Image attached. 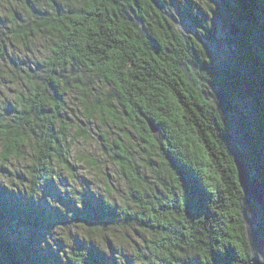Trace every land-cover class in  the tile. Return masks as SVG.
<instances>
[{
    "label": "trees",
    "instance_id": "trees-1",
    "mask_svg": "<svg viewBox=\"0 0 264 264\" xmlns=\"http://www.w3.org/2000/svg\"><path fill=\"white\" fill-rule=\"evenodd\" d=\"M44 1L45 7L20 24L24 35L45 31L51 41L36 66L38 81L28 80L12 113L0 111L3 163L29 148L25 176L34 186L52 182L55 165L67 168L62 81L67 69L82 68L113 91L81 96L80 105L87 119L97 115L114 127L115 136L106 142L128 184L127 202L87 199L84 208L96 220L148 235L147 251L133 264L264 259V0H219L238 34L218 62L195 35L177 30L164 15L169 0H157L158 8L149 0ZM169 2L212 41L205 25L175 0ZM79 89L85 91L83 85ZM217 90L227 94L231 115L223 113ZM234 157L260 182L261 205L246 203ZM30 190L25 204L18 205L0 187V264H42L32 240L19 244L9 234L13 228L39 232L54 225ZM56 264L109 263L98 250L80 245Z\"/></svg>",
    "mask_w": 264,
    "mask_h": 264
},
{
    "label": "rangeland",
    "instance_id": "rangeland-1",
    "mask_svg": "<svg viewBox=\"0 0 264 264\" xmlns=\"http://www.w3.org/2000/svg\"><path fill=\"white\" fill-rule=\"evenodd\" d=\"M169 1H164V15L173 19L177 30L195 35L215 62L224 56L228 47L234 46L233 36L228 32L231 22L219 0H175L184 13L190 12L206 26L212 41L203 34V29L187 21ZM41 6L45 7L44 0H0V97H3L0 111L12 113L16 95L28 90V80L34 77L38 81L41 71L36 66L48 53L50 35L45 31L28 33V30L24 35L20 24L21 21L27 24ZM63 76L65 92L61 116L68 126L67 168L55 165L52 182L34 186L25 176L30 162L29 148L22 150L20 158L3 163L0 139V187L9 192L18 205L25 204L32 192L30 187H33L36 191L33 201L50 213L54 223L52 228L39 232L25 227L13 228L10 237L19 244L32 240L33 247L43 257L42 264H56L70 249L80 245L98 250L109 264H133L147 251L145 240L148 235L134 228L117 227L105 218L96 220L84 208L87 199L101 198L115 204L127 202L128 184L112 163V151L106 142L112 141L115 129L97 115L87 119L80 105L81 96L91 99L113 91L82 68L73 66ZM65 79L66 85L63 84ZM82 85L85 91L79 89ZM241 109L249 118L252 116L246 104L241 105ZM222 119L227 127V118L222 116ZM84 135L87 137L83 138ZM130 135L132 145L136 147V137Z\"/></svg>",
    "mask_w": 264,
    "mask_h": 264
},
{
    "label": "water",
    "instance_id": "water-1",
    "mask_svg": "<svg viewBox=\"0 0 264 264\" xmlns=\"http://www.w3.org/2000/svg\"><path fill=\"white\" fill-rule=\"evenodd\" d=\"M149 1L155 7L157 8L159 7L157 0H149ZM228 30L230 35L232 36H236L238 34V28L233 23L230 24ZM215 96L222 110L226 114L231 115L233 113V108L231 103L229 102V99L225 91L217 90L215 91ZM148 126L152 133L156 131V127L151 122H148ZM234 164L236 168L238 184L245 197L246 203L252 201L258 205H261L263 200V189L260 182L258 181L257 178L251 177L249 173L248 165L240 162L236 157H234ZM244 264H264V259L251 257L246 262H244Z\"/></svg>",
    "mask_w": 264,
    "mask_h": 264
},
{
    "label": "snow or ice",
    "instance_id": "snow-or-ice-1",
    "mask_svg": "<svg viewBox=\"0 0 264 264\" xmlns=\"http://www.w3.org/2000/svg\"><path fill=\"white\" fill-rule=\"evenodd\" d=\"M3 97H0V99H2Z\"/></svg>",
    "mask_w": 264,
    "mask_h": 264
}]
</instances>
